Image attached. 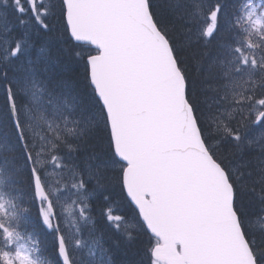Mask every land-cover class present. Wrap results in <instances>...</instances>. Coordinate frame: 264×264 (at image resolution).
<instances>
[{
    "label": "snow or ice",
    "instance_id": "1",
    "mask_svg": "<svg viewBox=\"0 0 264 264\" xmlns=\"http://www.w3.org/2000/svg\"><path fill=\"white\" fill-rule=\"evenodd\" d=\"M0 264H264V0H0Z\"/></svg>",
    "mask_w": 264,
    "mask_h": 264
},
{
    "label": "trees",
    "instance_id": "2",
    "mask_svg": "<svg viewBox=\"0 0 264 264\" xmlns=\"http://www.w3.org/2000/svg\"><path fill=\"white\" fill-rule=\"evenodd\" d=\"M79 70H80V66L78 64H76V63H69L65 67V71L67 72V74H73L74 72L79 71ZM112 207L117 213L126 210V207L120 201H117V202L113 203ZM136 247L141 250V254H142L143 245H137Z\"/></svg>",
    "mask_w": 264,
    "mask_h": 264
}]
</instances>
